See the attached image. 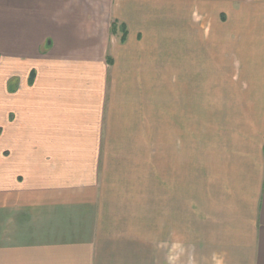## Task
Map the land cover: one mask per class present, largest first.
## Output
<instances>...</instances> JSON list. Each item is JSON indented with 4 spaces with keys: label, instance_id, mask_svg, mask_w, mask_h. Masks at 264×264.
Instances as JSON below:
<instances>
[{
    "label": "crops",
    "instance_id": "0c3cea01",
    "mask_svg": "<svg viewBox=\"0 0 264 264\" xmlns=\"http://www.w3.org/2000/svg\"><path fill=\"white\" fill-rule=\"evenodd\" d=\"M0 264H264V0H0Z\"/></svg>",
    "mask_w": 264,
    "mask_h": 264
},
{
    "label": "rangeland",
    "instance_id": "374dc122",
    "mask_svg": "<svg viewBox=\"0 0 264 264\" xmlns=\"http://www.w3.org/2000/svg\"><path fill=\"white\" fill-rule=\"evenodd\" d=\"M166 11L165 13V20L162 16L161 18V23H163V25L160 27L161 30L163 31V33H167V38L166 41L167 42H172L173 40V29H174V24L178 23V21L176 20L179 16L176 15V10L173 7H165V9H163V11ZM165 28V30H163L162 28ZM173 45L172 44H166V48H167V52L170 53L169 56H171L173 50H172ZM173 55V54H172ZM172 61L173 58H171L170 63L172 66ZM151 94V93H150ZM149 94V95H150ZM153 95V94H151ZM153 96H150L149 98L152 99ZM144 108L149 110L150 113V118L148 120H145V122L149 123V129H147V133L145 134V137L147 140H149L148 142H150L151 144H155L156 145V141H157V134H156V104H154L153 102H149L144 105ZM155 117H153L154 115ZM149 135V136H148ZM144 137V139H145ZM150 155H154L156 158V151H150ZM144 173L142 175L143 178V182H141L143 185H150L152 186V184L154 182H152L153 179L156 180V163H153L150 161L148 168L143 169ZM147 179L149 180V182H147ZM153 186H156V181L155 184ZM154 189V188H152Z\"/></svg>",
    "mask_w": 264,
    "mask_h": 264
},
{
    "label": "trees",
    "instance_id": "16d2710c",
    "mask_svg": "<svg viewBox=\"0 0 264 264\" xmlns=\"http://www.w3.org/2000/svg\"><path fill=\"white\" fill-rule=\"evenodd\" d=\"M116 27H117V23L115 22V23H113V30H115ZM123 29H124V33H123V36H122V40L125 41L126 40V36H127V30H126L125 26H124Z\"/></svg>",
    "mask_w": 264,
    "mask_h": 264
}]
</instances>
